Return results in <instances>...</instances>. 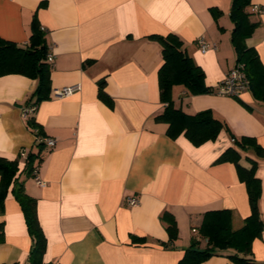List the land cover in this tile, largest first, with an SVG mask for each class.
Wrapping results in <instances>:
<instances>
[{
  "label": "crops",
  "instance_id": "0c3cea01",
  "mask_svg": "<svg viewBox=\"0 0 264 264\" xmlns=\"http://www.w3.org/2000/svg\"><path fill=\"white\" fill-rule=\"evenodd\" d=\"M231 6L232 0H0V37L27 46L36 23L55 56L49 97L26 117L37 79L0 77V156L18 162L16 177L36 199L45 263L178 264L205 212L231 210L233 228L243 225L250 215L245 184L233 163L218 159L235 146L232 136L254 137L264 149V101L251 89L239 97L218 93L236 66ZM247 10L259 22L247 45L264 66V0H253ZM168 34L180 38L214 90L192 95L175 85L174 105L190 115L210 109L228 126L215 140L196 146L183 133L171 138L168 125L155 119L164 111L158 82L163 47L151 36ZM200 37L214 47L202 52ZM100 81L110 104L99 98ZM76 84L78 92L53 97L54 89ZM31 118L43 134L29 125ZM44 137L55 146L40 150ZM240 152L243 166H251L247 158L257 161L264 221V154ZM29 154H39L42 184L24 172ZM128 197L139 203L131 206ZM165 211L178 226L171 245L161 220ZM134 236L147 241L135 244ZM31 246L10 187L0 204V264H29ZM252 251L264 264V228ZM231 252L201 264H234Z\"/></svg>",
  "mask_w": 264,
  "mask_h": 264
},
{
  "label": "trees",
  "instance_id": "16d2710c",
  "mask_svg": "<svg viewBox=\"0 0 264 264\" xmlns=\"http://www.w3.org/2000/svg\"><path fill=\"white\" fill-rule=\"evenodd\" d=\"M252 1L232 0L230 18L234 28L231 41L236 52V65L243 66L250 82V89L256 98L264 101V66L257 51L247 45V39L259 25V22L251 20L252 13L247 10ZM151 37L158 40L163 47V64L158 71V82L164 111L155 119L168 125L167 135L171 138H177L183 133L196 146L215 140L222 129H228L227 124L216 118L210 109L193 115L187 114L175 107L172 97L175 85L184 86L192 95L213 93V88L205 83L204 71L183 49V43L177 35H152ZM48 51L44 32L36 23L32 26V34L27 46H19L15 42L0 37V77L7 74H20L37 79L38 85L28 100L27 106H34L35 110L41 101L49 97L51 64L46 61ZM98 94L99 98L110 104L104 92V81L99 82ZM29 125L36 128L38 134H43L33 118L29 120ZM232 140L235 146L228 148L218 162H231L235 165L238 178L246 187L250 215L244 219L240 228L234 229L231 210L219 209L205 212L197 229L200 239L195 236L192 238L191 244L185 249L184 256L178 264H201L204 260L225 250H233L228 254V258L234 264H262L254 260L252 251L253 241L261 236L264 228L259 209L261 181L256 176L257 161L247 158L251 166L249 168L243 166L240 151H251L257 157H261L264 149L254 137L232 136ZM38 146L42 150L44 142L40 141ZM38 157L39 154H29L24 169L27 177L33 175ZM18 171L17 161L0 156V204H3L11 187V193L20 204L32 238L29 264H52L45 263L43 260L47 240L37 217L36 199L26 193L23 181L16 177ZM161 220L169 236L168 245H171L178 238L176 219L170 212L165 211L161 215ZM132 241L135 244H144L147 239L134 236ZM202 242H204L203 246Z\"/></svg>",
  "mask_w": 264,
  "mask_h": 264
},
{
  "label": "built area",
  "instance_id": "2783aa9c",
  "mask_svg": "<svg viewBox=\"0 0 264 264\" xmlns=\"http://www.w3.org/2000/svg\"><path fill=\"white\" fill-rule=\"evenodd\" d=\"M254 11L260 12L261 8L259 6H254ZM42 30H44L42 28ZM198 44L202 52H206L210 47H214V45L209 44L204 37H200L198 39ZM55 60V56L53 52L50 50L47 54L46 61L50 64H53ZM81 89L79 84L71 85V86H64L61 88H56L53 90L52 95L56 99H61L68 97ZM250 89V82L247 78L243 66L236 65L233 69L229 71L226 77L221 81L218 87V93L223 95H228L232 97H239L243 92ZM35 110V107H25L23 108V116H28L31 112ZM44 144L48 147H54L56 144L55 139L50 137H44L41 139ZM24 155V152L22 153ZM33 176L37 183L42 184L40 177L38 176V169L34 168ZM128 204L131 206H136L139 203V200L135 197H128L127 198ZM194 236L197 239H200L199 232L196 228L192 229Z\"/></svg>",
  "mask_w": 264,
  "mask_h": 264
}]
</instances>
